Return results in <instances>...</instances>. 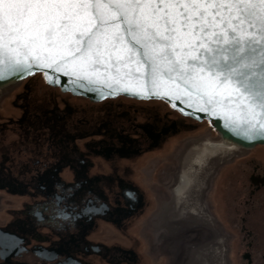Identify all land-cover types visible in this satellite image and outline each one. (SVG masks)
Instances as JSON below:
<instances>
[{"label":"flooded vegetation","instance_id":"flooded-vegetation-1","mask_svg":"<svg viewBox=\"0 0 264 264\" xmlns=\"http://www.w3.org/2000/svg\"><path fill=\"white\" fill-rule=\"evenodd\" d=\"M204 122L160 99L90 100L40 73L0 87V264H158L153 177ZM200 149L237 150L216 173L213 207L230 227L228 264H264V146ZM192 226L180 221L157 243Z\"/></svg>","mask_w":264,"mask_h":264},{"label":"snow or ice","instance_id":"snow-or-ice-1","mask_svg":"<svg viewBox=\"0 0 264 264\" xmlns=\"http://www.w3.org/2000/svg\"><path fill=\"white\" fill-rule=\"evenodd\" d=\"M113 53H122L114 63ZM132 63L153 87L165 75L203 89L209 105L228 86L223 102L243 103L253 132L233 135L264 140V0H0V80L72 64L90 81L99 66L116 67L119 82V66Z\"/></svg>","mask_w":264,"mask_h":264},{"label":"rangeland","instance_id":"rangeland-1","mask_svg":"<svg viewBox=\"0 0 264 264\" xmlns=\"http://www.w3.org/2000/svg\"><path fill=\"white\" fill-rule=\"evenodd\" d=\"M220 140L204 122L192 135L174 143L158 167L152 182L156 207L148 220L149 249L158 264H228L230 227L223 224L213 207L217 204L212 198L213 181L225 159L237 150L206 154L201 161H193L199 148ZM185 172L189 179L182 176ZM180 221L193 226L174 239L173 246L159 245V236L176 228Z\"/></svg>","mask_w":264,"mask_h":264},{"label":"water","instance_id":"water-1","mask_svg":"<svg viewBox=\"0 0 264 264\" xmlns=\"http://www.w3.org/2000/svg\"><path fill=\"white\" fill-rule=\"evenodd\" d=\"M120 55L122 53H113V63ZM226 55L229 59L231 58V53ZM136 59L138 60L139 57H136ZM105 67L107 65L99 66L100 70L92 74L91 81L87 78H78L76 71H74L75 66L72 64L68 65L67 70L37 67L33 69V74L40 73L44 81L48 80L47 84L57 86L61 90L72 94L87 97L90 100H100L118 95L135 99H160L182 115L198 122L206 121L221 140L234 143L237 147L245 149L252 148L255 145L264 146V140L244 139L241 136L233 135L234 132L239 131L243 135L251 136L253 132L249 130L248 125L243 123L245 105L243 103L227 104L223 102L224 95L231 92V88L226 85H222L217 90L216 99L221 100L222 103L209 105L206 103L208 94L204 93L203 89L197 90L194 86L189 87L179 79L169 80L165 75H160L158 86L153 87L150 78L146 74V68L140 64L132 63L127 66L121 64L119 71L123 79L119 82L114 79L117 68L112 67L110 71L105 72ZM236 67L239 71L246 70L241 65ZM129 71L133 75H124ZM4 74L7 78L0 80V87L22 79L20 76L11 75L7 71ZM197 76L201 77L199 70H197ZM202 78L210 79L211 74L205 70ZM53 79L57 83L53 84L51 82ZM105 82L110 84L111 87L106 86ZM124 89L127 91H122ZM189 113L191 114L189 115Z\"/></svg>","mask_w":264,"mask_h":264},{"label":"bare ground","instance_id":"bare-ground-1","mask_svg":"<svg viewBox=\"0 0 264 264\" xmlns=\"http://www.w3.org/2000/svg\"><path fill=\"white\" fill-rule=\"evenodd\" d=\"M221 141V143L225 146V145H227V146H232V147H237L234 143H231V142H227V141H224V140H220ZM220 145V144H219ZM237 148H239V147H237ZM225 149V148H224ZM223 150V149H222ZM229 150V149H228ZM227 151V150H226ZM208 152L207 151H203V150H197L196 152H195V154H194V156H193V161L195 162V161H197L200 157H201V155L202 154H207ZM190 171H192V170H190ZM183 176H185V177H188V179H189V174H187L186 172L183 174ZM184 180V179H183ZM185 180H187V179H185ZM184 180V181H185ZM190 181V180H189ZM186 183V182H185ZM189 183V182H188ZM186 185H187V183H186ZM185 185V186H186ZM180 189V188H179ZM178 189V190H179ZM180 191V190H179Z\"/></svg>","mask_w":264,"mask_h":264},{"label":"trees","instance_id":"trees-1","mask_svg":"<svg viewBox=\"0 0 264 264\" xmlns=\"http://www.w3.org/2000/svg\"><path fill=\"white\" fill-rule=\"evenodd\" d=\"M206 122V121H205Z\"/></svg>","mask_w":264,"mask_h":264}]
</instances>
